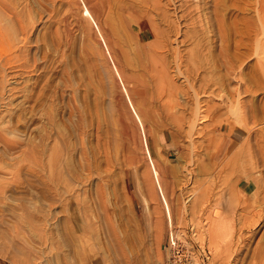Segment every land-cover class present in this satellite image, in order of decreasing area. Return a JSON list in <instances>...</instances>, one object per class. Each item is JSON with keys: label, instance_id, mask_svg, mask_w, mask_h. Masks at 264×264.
I'll use <instances>...</instances> for the list:
<instances>
[{"label": "rangeland", "instance_id": "374dc122", "mask_svg": "<svg viewBox=\"0 0 264 264\" xmlns=\"http://www.w3.org/2000/svg\"><path fill=\"white\" fill-rule=\"evenodd\" d=\"M146 1L0 0V264H264L260 0Z\"/></svg>", "mask_w": 264, "mask_h": 264}, {"label": "bare ground", "instance_id": "6f19581e", "mask_svg": "<svg viewBox=\"0 0 264 264\" xmlns=\"http://www.w3.org/2000/svg\"><path fill=\"white\" fill-rule=\"evenodd\" d=\"M146 1V0H145ZM146 2H148V1H146ZM144 3V2H143ZM220 3V2H219ZM147 5H149L150 6V3H147ZM196 5V4H195ZM223 5V4H222ZM144 6V5H143ZM151 6L152 7H157V4L154 2V1H151ZM219 6V5H218ZM147 7V6H146ZM146 7H144V8H146ZM196 7V6H195ZM143 8V7H142ZM158 8V7H157ZM194 8V7H193ZM148 9V8H147ZM195 9V8H194ZM197 9V8H196ZM146 10V9H145ZM141 11V10H140ZM142 14H141V16L144 14V9H142ZM152 11H154V10H152ZM183 11V10H182ZM196 11V10H195ZM146 12V11H145ZM158 12V11H157ZM216 12V11H215ZM257 12H258V15L259 14H262V15H264V0H260V1H258V8H257ZM141 13V12H140ZM150 13V12H149ZM149 13H147L146 15H148V16H146L145 15V17H141V18H134V17H132L133 18V20L132 21H135L138 25H141L142 24V22H143V20H145V19H147V21H149L150 22V26H151V28H152V32H153V36H157V34L158 35H160V36H162L164 33H161V30H159L158 28H157V26L156 25H154L153 23L154 22H152L151 21V19L152 18H150L149 16ZM156 13V12H155ZM196 13V12H195ZM200 13V12H199ZM90 14H91V17L92 18H94L93 17V15H95L96 17L98 16V14L99 13H97L96 11H94L93 9H91V12H90ZM181 14V13H180ZM152 15V14H151ZM188 15V12L187 11H185V12H183L179 17H184L185 18V16H187ZM200 15V14H199ZM202 15V14H201ZM198 16V15H197ZM99 17V16H98ZM97 17V18H98ZM152 17V16H151ZM145 18V19H144ZM195 18V17H194ZM201 18H202V16H201ZM204 18H205V16H204ZM223 18V17H222ZM222 18L220 19L221 21H223L222 20ZM227 18V17H226ZM170 19V18H169ZM183 19V18H182ZM96 20V19H95ZM105 20V19H104ZM178 19H176V21H177ZM180 20V19H179ZM178 20V21H179ZM199 20V19H198ZM202 21H203V18L201 19ZM220 20H218V21H220ZM106 21V20H105ZM128 21V20H127ZM126 21V22H127ZM174 21V20H173ZM177 21V22H178ZM193 21V20H192ZM232 22V21H231ZM98 23V22H97ZM127 23H130V22H127ZM172 23V22H171ZM174 23V22H173ZM179 23V22H178ZM202 22H200V24H201ZM204 23V22H203ZM203 23H202V25H203ZM221 26H222V24H221V22H218ZM223 23V22H222ZM261 24H262V22H260ZM131 24V23H130ZM177 24V23H176ZM176 24H174L173 26H175ZM198 24V23H197ZM215 24V23H214ZM227 24V23H226ZM231 24H233V22L231 23ZM97 25H99V23L97 24ZM135 25V24H134ZM216 25V24H215ZM245 26H244V28H245V30H243V33L245 34L247 31H248V29H249V25L248 24H244ZM100 26V25H99ZM99 26H98V28H99ZM208 26V25H207ZM175 28V27H174ZM204 28H205V26H204ZM203 28V29H204ZM218 28H220V26L218 27ZM103 29V28H102ZM181 29V28H180ZM99 30V29H98ZM105 30V29H104ZM103 30V31H104ZM226 30L228 31V29H227V27L225 28V29H223V27H222V30L220 29L219 30V34H221L222 36H226V35H228L227 37H228V39H230V35H231V33H230V31H228L229 33H230V35L229 34H226ZM131 31V30H130ZM176 31V30H175ZM204 31H205V29H204ZM207 31V30H206ZM99 32V31H98ZM166 32V31H165ZM231 32H232V30H231ZM167 33V32H166ZM165 33V34H166ZM99 34H100V36H101V38L103 39V42H104V45H106L105 43V41H104V38H103V36H102V34H101V32H99ZM105 35V34H104ZM138 35V34H137ZM168 35V34H167ZM175 35H177V33H175ZM170 36V35H169ZM167 37L168 39L170 38V37ZM221 37V36H220ZM158 38V40H156V41H158L159 42V36L158 37H156V39ZM222 38V37H221ZM154 39V38H153ZM175 39V38H174ZM223 39L225 40V38H222V42H223ZM233 39V38H232ZM162 40V39H161ZM150 41V40H149ZM147 42V41H146ZM145 42V43H146ZM151 42V41H150ZM153 42V41H152ZM228 43H229V41H227ZM149 43V42H148ZM148 43H146V44H148ZM167 43V42H166ZM233 43V42H232ZM145 44V45H146ZM223 44H224V42H223ZM230 44V43H229ZM107 45H108V42H107ZM106 45V46H107ZM248 45V44H247ZM110 46V45H109ZM148 46V45H147ZM146 46V47H147ZM108 47V46H107ZM166 47V45H165V43H164V41L162 42V44H161V48H165ZM109 49V48H108ZM110 50V49H109ZM176 50V49H175ZM110 52V51H109ZM112 52H113V50H112ZM158 52V51H157ZM244 52V51H243ZM140 53V52H139ZM231 53H232V51H231ZM112 55H113V53H112ZM141 55H143V54H141ZM175 55V54H174ZM178 55V54H177ZM113 57V56H112ZM148 57V56H147ZM227 57V56H226ZM107 58V57H106ZM142 58V57H141ZM178 58V62H179V57H177ZM231 58H232V56H231ZM138 59H139V57H138ZM228 59V58H227ZM226 59V61H229V60H227ZM234 59V58H233ZM177 60V59H176ZM145 61V60H144ZM181 61V60H180ZM148 62V61H147ZM177 63V62H176ZM231 62L229 61V64H230ZM163 64V63H162ZM178 64V63H177ZM140 65V64H139ZM147 65V64H146ZM161 65V64H160ZM179 65V64H178ZM141 66H142V64H141ZM230 66V65H229ZM232 66V65H231ZM173 67H175V66H173ZM177 67V66H176ZM178 68V67H177ZM229 68H231V67H229ZM228 68V69H229ZM150 69V68H149ZM168 71V70H167ZM118 72H119V75H120V77H121V79H122V81L123 80H125V81H127V79L128 78H126L125 77V73L123 74V72H122V70H120L119 68H118ZM148 72V71H147ZM150 72V71H149ZM137 74H138V72H136ZM131 74V73H130ZM149 74V73H148ZM150 74H151V72H150ZM134 75H136V74H134ZM162 76V79L164 80V76H163V74L161 75ZM160 76V77H161ZM128 77V76H127ZM135 77V76H134ZM129 78H130V76H129ZM131 79V78H130ZM172 80V79H171ZM130 81V80H129ZM132 81H134V80H132ZM169 83V82H168ZM167 83V84H168ZM149 85V84H148ZM166 85V84H165ZM164 85V86H165ZM131 86V85H130ZM174 87V86H173ZM117 88V87H116ZM130 88V87H129ZM143 88V87H142ZM155 88V87H154ZM166 88V87H165ZM165 88H162V89H165ZM167 88H169V86H167ZM170 88H171V85H170ZM127 89V88H126ZM118 90H120V88L118 89ZM123 90H124V88H123ZM168 90V89H167ZM130 94H131V90H127ZM140 91V93H142V91L141 90H139ZM139 91H137V93L139 92ZM145 91V90H144ZM157 91V90H156ZM163 91H166V89L165 90H163ZM170 91V90H169ZM115 92H117L116 93V95L118 96L120 93H121V91H119V93H118V91H115ZM155 92V91H154ZM161 92V91H160ZM197 92V91H196ZM196 92H194V97H195V99H197L196 98V96H198V93H196ZM127 93V92H126ZM125 93V94H126ZM133 93V92H132ZM164 93V92H163ZM115 94V93H114ZM129 94V95H130ZM139 94V93H138ZM152 94V93H151ZM165 94V93H164ZM166 94H168V93H166ZM122 95V94H121ZM133 95V94H132ZM147 95V94H146ZM148 95H149V93H148ZM173 95V94H172ZM169 96V95H168ZM121 97H123V96H121ZM130 97V96H129ZM167 97V96H166ZM125 98H127V96L125 97ZM164 98V97H163ZM129 100H127L128 102H130V98H128ZM168 99H169V97H168ZM173 99V98H172ZM164 100H166V98L164 99ZM117 101V100H116ZM135 101V100H134ZM134 101H132L133 102V104L135 103L136 104V102H134ZM145 101V100H144ZM166 102V101H165ZM118 103V102H117ZM132 104V106H134L135 107V105H133ZM138 104V103H137ZM140 104V103H139ZM166 104V103H165ZM122 105H124L123 103H122ZM169 105V104H168ZM167 105V106H168ZM137 106V105H136ZM169 108V107H168ZM200 109V108H199ZM136 110V109H135ZM121 111V110H120ZM124 111V110H123ZM155 111V110H154ZM198 114V113H197ZM196 114V115H197ZM121 120V119H120ZM189 130V129H188ZM126 131V130H125ZM215 209V208H214ZM217 211V210H216ZM215 210L212 212V215H211V217L210 218H208L206 221H204V223H203V231H200V232H198L197 233V235H196V240H197V242L198 243H202V240L204 239V238H206L207 239V245H208V247H209V249L211 250V252L213 253L214 252V254H215V251H217V249L219 248V246H220V244H222V242L224 241V240H226V238L229 236V227L227 226V223H226V221L224 220V219H222V218H220L219 216H218V213L216 212ZM201 230V229H200ZM190 231V230H189ZM178 232V231H177ZM178 240V238H179V234L177 233V234H175V235H173V236H169L168 237V239H167V241H166V244L164 245V250H165V252H166V259L163 261V264H172L169 260H167L169 257H171V256H169L170 254H171V250H169L173 245H175V240L176 239ZM228 239V238H227ZM176 240V242H178ZM199 246V245H198ZM200 247V246H199ZM222 247V246H221ZM220 247V248H221ZM184 250H185V256H186V263L187 264H194V261H193V259H191V256H190V254L186 251V249H185V247H184ZM219 251V250H218ZM202 252H204V253H206V250L204 249V250H202ZM201 252V253H202ZM208 252V251H207ZM209 253V252H208ZM178 258H174L173 259V262L175 261V260H177ZM199 264H201V261H197Z\"/></svg>", "mask_w": 264, "mask_h": 264}, {"label": "crops", "instance_id": "0c3cea01", "mask_svg": "<svg viewBox=\"0 0 264 264\" xmlns=\"http://www.w3.org/2000/svg\"><path fill=\"white\" fill-rule=\"evenodd\" d=\"M223 138L227 141V144L236 143L237 141L241 140L244 137V129L240 126H234L232 128H225L223 131ZM156 139L158 141L159 146L168 145V135L164 132L159 133L156 135ZM156 142V141H155ZM248 183L244 184L243 186L238 185L240 189H243Z\"/></svg>", "mask_w": 264, "mask_h": 264}, {"label": "built area", "instance_id": "2783aa9c", "mask_svg": "<svg viewBox=\"0 0 264 264\" xmlns=\"http://www.w3.org/2000/svg\"><path fill=\"white\" fill-rule=\"evenodd\" d=\"M176 239V238H175ZM177 240V239H176ZM175 240V245H173L169 250H171V257H169L167 260H169L172 264H187L186 263V256H185V250L182 245L181 240ZM174 258H178L173 262Z\"/></svg>", "mask_w": 264, "mask_h": 264}]
</instances>
